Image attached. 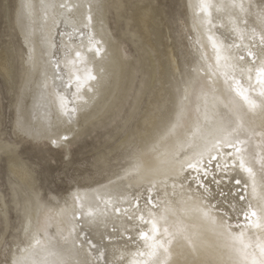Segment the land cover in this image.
<instances>
[{
    "label": "snow or ice",
    "instance_id": "6c2138e0",
    "mask_svg": "<svg viewBox=\"0 0 264 264\" xmlns=\"http://www.w3.org/2000/svg\"><path fill=\"white\" fill-rule=\"evenodd\" d=\"M40 7L47 18V9L54 11L57 5L41 3ZM111 7L98 0L89 6V13L93 8L99 14ZM197 7L201 23L224 37L208 35L211 56L204 51L207 45L200 44L203 65L196 71L203 73L206 84L183 81L177 90L182 94L175 115L150 141L138 142L144 133L133 131L123 174L95 190L94 206L75 195L73 202L79 203V209L73 207V226L66 232L60 229L55 240L44 228L32 233L29 220L24 229L28 240L21 247V241L9 238L7 216L0 214V264H264V0L256 5L251 0L222 4L199 0ZM34 8L30 0L21 5L27 16ZM225 15L226 24L217 28L213 21ZM253 17L256 27L250 28ZM87 19L91 23L93 16ZM226 26L230 28L227 36L222 31ZM76 32L74 28L68 33L69 46L65 47L67 80L56 76L64 71L59 62L54 72V78L61 81L58 87L72 101L82 99L81 90L97 80L86 53L95 56L101 51L92 36L87 49L83 44L71 46ZM79 35L83 37L84 31ZM229 38L232 43L227 42ZM217 84L222 87L218 89ZM205 87L214 94L211 113L207 103L203 112L199 104V98L207 96ZM56 99L71 122L82 105L69 107L71 101L60 93ZM257 116L261 118L258 124ZM149 119L146 117L145 127ZM16 130L29 135L20 119ZM67 141L65 136L51 144L62 146ZM130 181L135 183H126ZM193 219L203 229L190 228L186 221ZM205 229L217 243L204 241Z\"/></svg>",
    "mask_w": 264,
    "mask_h": 264
},
{
    "label": "bare ground",
    "instance_id": "6f19581e",
    "mask_svg": "<svg viewBox=\"0 0 264 264\" xmlns=\"http://www.w3.org/2000/svg\"><path fill=\"white\" fill-rule=\"evenodd\" d=\"M29 0H12L11 10H9V1L0 0V15L5 17L10 23L20 42L21 65L17 66L16 53L14 52L12 41L8 39L3 49L0 50V71L8 85L9 90L13 91L18 78L17 93L11 98L10 106L12 108L11 131L14 136L26 138L33 143L46 141L50 145L51 140L61 137H68V141L63 143V157L69 154L67 145L79 135H82L86 130L96 124L102 123L103 119L113 113V110L121 103V98L131 79L132 62L126 58L121 51L120 44L111 35V30L107 25L106 15L108 8H105L101 13H97L93 8L89 13V6L96 4L98 0H30L35 8L32 10L31 16L24 15L21 10V5ZM105 4H109V0H103ZM199 0H184L186 13L190 19L192 28L194 29L195 42V64L191 70L185 72L181 76V70L174 59L172 53L168 51L167 64L173 71L175 77L169 79L171 74L166 73L165 68H160V84L155 89L154 98L148 101L151 107L146 108L140 119L136 122L133 130H140L144 133L142 137H138V142H148L152 136L161 130L168 122L169 117L175 115V110L182 93H178V88L182 87L184 80H197L200 85H205L206 81L202 78L203 73L196 70L203 65L201 59L200 44H205L209 55L212 54L211 43L208 41V35L221 37V32L212 29L208 30L207 24L201 23L202 14L197 7ZM213 4L228 3L229 0H210ZM248 2V0H246ZM253 5L258 4V0H251ZM41 3L46 5L55 4L57 7L47 9V18L45 10L40 7ZM60 4H65L67 7L60 8ZM145 6L140 7V22L146 27L148 20L152 21L153 5L148 2ZM140 6V5H139ZM138 6V7H139ZM93 16L91 23L88 21L89 15ZM228 16H223L222 19L214 20L213 23L219 28L221 24H226ZM255 17L249 21V27H256ZM87 26V27H85ZM74 33L71 41V46L83 44L84 48L90 47L88 37H94L98 42L97 46L101 49L99 55L93 56L91 53H86L89 59L88 67L92 70V74L97 77L96 81H92L88 86L81 90L82 99L72 101L69 93L64 92L63 88L58 87L61 83L60 79L54 78L56 62H59L60 68L64 69L65 47L69 46L68 33ZM84 31V36L79 35V31ZM258 30V29H257ZM222 31L227 34L230 31L229 27H225ZM64 35L61 36L60 34ZM156 40L159 39V34L155 29ZM28 37L26 40L25 37ZM199 41V43H198ZM232 43V39L227 40ZM152 47H155L152 44ZM31 50V60H29V52ZM146 54V55H144ZM140 69L146 78L143 82L142 90H145L153 82L155 70L147 65V52L139 53ZM214 59V58H213ZM171 73V72H170ZM56 76H63L67 80L68 70L64 69L61 73H56ZM215 79V77H213ZM47 85V87H45ZM53 85H57L54 87ZM91 91H88V88ZM218 89L222 85L217 84ZM207 93L206 98L200 97L199 104L201 112L204 110V104L207 103L208 110L211 113L212 106L215 103L213 99V91L211 88L205 87ZM199 87L197 93L199 94ZM75 92V87L72 88ZM57 93L68 97L69 107H77L72 121L61 111L57 103ZM216 96H220V92H215ZM157 96V97H156ZM195 97L193 100L195 101ZM219 110V109H217ZM1 116V105H0ZM195 116V113H193ZM149 117V124L145 127V119ZM20 119L23 122L24 129L29 135H24L23 132H17L16 122ZM156 119H160L156 123ZM260 117H255L256 123L260 122ZM157 124L156 127L153 125ZM132 136V134H131ZM27 140V141H28ZM31 142V143H32ZM129 134L124 135L114 149L124 147L130 144ZM16 145L13 142L4 141L0 135V152L7 154V168L16 177L13 182L20 192V198L15 202V205L20 211L18 217V234L14 236L17 241H21V247L27 243L28 237L25 236L24 229L31 220V232L35 233L37 228H44L48 237L55 240L59 235L60 229L65 232L73 226L71 220L73 207L79 209V203L74 205L73 198L79 195L82 200H87L93 206L96 203L97 190L101 185L107 184L109 180H115L117 176L122 175V169L128 167L127 161L119 167V169L111 175L104 176L94 184L88 186L86 184L74 182V185L67 189L61 198L50 196L49 199H42L39 196V191L36 187V179L33 175V169L24 162L16 152ZM259 151V150H257ZM91 165L106 166V156L99 154L93 158ZM257 167H259L257 165ZM126 183H135L134 181ZM251 182L249 183V193H251ZM262 191V183L259 172L256 177V195L259 196ZM13 195L15 191H12ZM127 205H123L126 207ZM103 208V204L100 205ZM0 214L7 216L6 201L0 194ZM77 215L79 212L77 211ZM189 227L193 230L203 229V226L196 220L186 221ZM8 223V218H7ZM46 226V227H45ZM111 228V224H109ZM97 235L98 233H93ZM204 241L213 245L217 243L216 237L211 231H202ZM136 249H130V252H135ZM119 255V253H117Z\"/></svg>",
    "mask_w": 264,
    "mask_h": 264
},
{
    "label": "rangeland",
    "instance_id": "374dc122",
    "mask_svg": "<svg viewBox=\"0 0 264 264\" xmlns=\"http://www.w3.org/2000/svg\"><path fill=\"white\" fill-rule=\"evenodd\" d=\"M8 1L11 10L12 0ZM148 2L153 5V20H148L144 27L140 22V7ZM109 4L112 7L107 11V25L112 37L120 44L121 51L132 62L131 79L121 103L113 113L110 112L102 123L94 125L71 141L67 145L69 151L67 157H63L61 147H54L46 141L33 143L12 134L10 101L17 93L18 78L11 91L0 71L1 138L13 142L19 157L33 169L39 196L44 200L49 199L50 196L61 198L74 182L90 186L104 176L116 172L127 161V145L115 149L114 146L126 134H129L131 141L136 122L144 110L151 107L148 101L154 98L155 89L160 84V68H165L166 73L171 74L169 79L175 77L167 64L168 51L177 60L181 76H184L185 72L191 70L195 64L193 45L195 34L186 13L184 0H109ZM155 29L159 34L158 40L154 33ZM12 31L10 23L0 15V50L7 40L11 39L17 66H20L22 63L20 42ZM152 44L155 47H152ZM140 52L148 53L145 66L148 64V67L155 70L153 82L145 90H142L146 76L140 69ZM155 121L159 123L160 119ZM99 154L106 156L107 165L93 167L91 165L93 158ZM6 160L7 154L0 152V194L6 201L8 228L12 233L9 238L12 239L19 230L20 211L15 202L19 200L20 192L13 182L16 181V176L8 170ZM12 191H15L14 195Z\"/></svg>",
    "mask_w": 264,
    "mask_h": 264
}]
</instances>
